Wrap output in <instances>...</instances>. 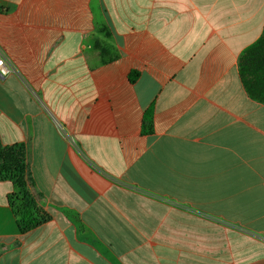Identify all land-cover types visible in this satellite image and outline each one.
I'll return each instance as SVG.
<instances>
[{
	"label": "crops",
	"instance_id": "crops-1",
	"mask_svg": "<svg viewBox=\"0 0 264 264\" xmlns=\"http://www.w3.org/2000/svg\"><path fill=\"white\" fill-rule=\"evenodd\" d=\"M263 25L264 0H0V148L50 216L20 234L1 179L0 264H264V105L237 71Z\"/></svg>",
	"mask_w": 264,
	"mask_h": 264
},
{
	"label": "trees",
	"instance_id": "trees-1",
	"mask_svg": "<svg viewBox=\"0 0 264 264\" xmlns=\"http://www.w3.org/2000/svg\"><path fill=\"white\" fill-rule=\"evenodd\" d=\"M237 71L247 96L264 105V25L262 33L252 44L242 50L238 57ZM136 74L130 75L134 81ZM141 131L143 135L153 132L152 110L144 113ZM17 147L0 148V180L13 182L14 192L8 197L20 234L24 235L50 220L48 214L38 211L23 182L24 165Z\"/></svg>",
	"mask_w": 264,
	"mask_h": 264
},
{
	"label": "built area",
	"instance_id": "built-area-1",
	"mask_svg": "<svg viewBox=\"0 0 264 264\" xmlns=\"http://www.w3.org/2000/svg\"><path fill=\"white\" fill-rule=\"evenodd\" d=\"M12 71L13 68L10 65L9 61L3 56H0V78H5Z\"/></svg>",
	"mask_w": 264,
	"mask_h": 264
}]
</instances>
